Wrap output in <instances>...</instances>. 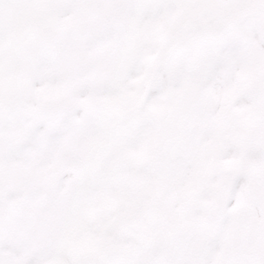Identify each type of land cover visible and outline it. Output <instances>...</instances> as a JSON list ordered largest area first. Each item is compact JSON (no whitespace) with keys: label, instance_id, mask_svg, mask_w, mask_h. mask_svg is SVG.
<instances>
[{"label":"snow or ice","instance_id":"obj_1","mask_svg":"<svg viewBox=\"0 0 264 264\" xmlns=\"http://www.w3.org/2000/svg\"><path fill=\"white\" fill-rule=\"evenodd\" d=\"M0 264H264V0H0Z\"/></svg>","mask_w":264,"mask_h":264}]
</instances>
